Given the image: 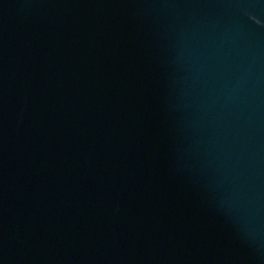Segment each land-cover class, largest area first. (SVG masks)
<instances>
[{"label":"water","instance_id":"95a60500","mask_svg":"<svg viewBox=\"0 0 264 264\" xmlns=\"http://www.w3.org/2000/svg\"><path fill=\"white\" fill-rule=\"evenodd\" d=\"M0 264H264V0H0Z\"/></svg>","mask_w":264,"mask_h":264}]
</instances>
